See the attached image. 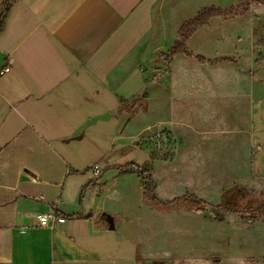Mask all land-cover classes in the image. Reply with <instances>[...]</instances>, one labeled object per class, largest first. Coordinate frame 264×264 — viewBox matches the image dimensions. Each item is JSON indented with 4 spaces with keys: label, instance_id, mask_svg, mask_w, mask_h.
Returning <instances> with one entry per match:
<instances>
[{
    "label": "crops",
    "instance_id": "0c3cea01",
    "mask_svg": "<svg viewBox=\"0 0 264 264\" xmlns=\"http://www.w3.org/2000/svg\"><path fill=\"white\" fill-rule=\"evenodd\" d=\"M208 5L214 4L0 0V67L6 56L13 60L0 77V264H165L146 253L147 243L126 210L110 212V185L112 200L120 201L119 186L128 175L110 171L107 151L100 149L110 139V123L123 132L148 112L152 86L170 91L172 103L198 106L187 112L184 127L199 138L200 151L214 145L234 148L223 156L211 153L214 167L204 172L200 162H187L181 154L189 136L163 121L178 145L160 177L167 181L163 195L175 192L176 173L201 184L215 177L219 198L236 183L264 192V82L251 74L257 63L251 57L241 62L216 55L223 44L202 38L207 25L187 40V50L197 43L198 53H192L234 63L209 65L178 55L158 69L163 60L153 61L172 47L181 24ZM151 66L160 71L148 83ZM105 160L95 177L92 167ZM185 193L202 198L189 191L175 197ZM154 194L161 201L175 198ZM51 211L65 222L39 226L37 217Z\"/></svg>",
    "mask_w": 264,
    "mask_h": 264
},
{
    "label": "rangeland",
    "instance_id": "374dc122",
    "mask_svg": "<svg viewBox=\"0 0 264 264\" xmlns=\"http://www.w3.org/2000/svg\"><path fill=\"white\" fill-rule=\"evenodd\" d=\"M198 1L202 0H196ZM240 1L244 0H206L221 8H227ZM2 20L0 19V27ZM201 33L202 38L223 44L218 47L219 51L216 54L218 56H233L241 62L251 57L252 61L257 63L252 68L251 74L254 78L258 77L260 82H264V5L252 6L243 16L214 19ZM209 48L213 49V47ZM233 48L234 52H232ZM189 50L198 53L199 45L192 44ZM162 63L158 69L165 66V61ZM149 70L148 83H151L155 81L156 73L160 70H156L154 66L147 71ZM149 91L151 97L149 109L141 119L132 121L123 132L114 131L113 123H110V139H104V147L100 148L103 152L107 151L106 159H110V171L115 173L119 170L118 166L124 170L131 164L141 168H151L149 173L156 184L155 193L159 198L170 200L184 191H189L205 200L217 202L219 196L216 192L220 191L221 187L215 183V177L201 184L196 178H183L176 173V180L174 179L173 182L178 186L171 189L175 192L168 197L160 192L161 188L164 191L167 190V181L160 177L166 168L172 165L170 162L175 154L173 152L178 147L175 136L166 123L160 125L163 121L173 123L175 129L189 136V140L182 146L181 154L187 162H200L199 167L204 172L214 167V157L211 153L219 151L220 156H223L226 151H232L234 148L217 145L210 147L208 144L210 149L204 147L200 151L201 141L194 137L193 133H187L184 127L187 112L198 106L192 105L193 101L187 100L172 103L170 91L163 92L155 86H152ZM218 105V100L210 105V115L216 110L214 107ZM196 123L195 118L193 124ZM123 137H126L124 143L121 141ZM133 138H135L134 141ZM107 160L100 161V174ZM125 174L128 178H125L119 186L123 192L120 201H113L112 190L115 189L113 185H110V212L122 214L126 210L124 213L133 218L134 228L139 232L140 238L147 243L148 255L154 256L165 264H210L213 261H220L223 264H242L249 259L264 258V216L258 218L257 228L254 229L256 223H250L246 217L231 214L226 215L222 221H217L209 213H195L189 209L168 210L161 213L160 208L143 202L140 190L141 179L137 173ZM245 179L248 181L246 184L249 185L252 179L249 171ZM112 181L110 178V183ZM231 182L233 181H227V184ZM252 229V233L246 231Z\"/></svg>",
    "mask_w": 264,
    "mask_h": 264
},
{
    "label": "trees",
    "instance_id": "16d2710c",
    "mask_svg": "<svg viewBox=\"0 0 264 264\" xmlns=\"http://www.w3.org/2000/svg\"><path fill=\"white\" fill-rule=\"evenodd\" d=\"M7 2V0H5ZM264 5V0H244L228 8H219L214 5H208L197 10L192 18L181 24L178 29L177 37L172 47L166 51H160L153 57L154 62L161 60L169 63L174 57L183 55L192 58L200 63L215 65L217 63L232 62V58L209 60L205 57L194 54L186 48L187 40L200 28L208 25L213 18H231L236 15L246 14L252 6ZM5 11V5L1 7V14ZM145 110V107H141ZM150 159L152 157L150 156ZM114 168V167H113ZM123 173H137L143 184L142 199L146 205L155 208H164L168 210L189 209L195 213H209L217 221L228 215L246 217L250 223H256L258 218L264 216V192H256L251 188L236 183L225 189L216 203L206 201L193 194L185 193L175 197L170 201L159 200L155 192V183L149 174L148 168H141L136 164L122 170Z\"/></svg>",
    "mask_w": 264,
    "mask_h": 264
},
{
    "label": "built area",
    "instance_id": "2783aa9c",
    "mask_svg": "<svg viewBox=\"0 0 264 264\" xmlns=\"http://www.w3.org/2000/svg\"><path fill=\"white\" fill-rule=\"evenodd\" d=\"M12 64H13V60L9 56H6L4 58L2 67H0V77L10 71ZM92 171L95 177L100 175V168L98 165H94L92 167ZM37 220L39 226L42 227L50 226V224H54V223L61 224L65 222V219L57 215L54 211H51L48 214H42L38 216ZM212 264H221V263H212ZM248 264H264V259H262L261 261L252 260Z\"/></svg>",
    "mask_w": 264,
    "mask_h": 264
},
{
    "label": "water",
    "instance_id": "95a60500",
    "mask_svg": "<svg viewBox=\"0 0 264 264\" xmlns=\"http://www.w3.org/2000/svg\"><path fill=\"white\" fill-rule=\"evenodd\" d=\"M106 218H107L106 220H108L110 222V229H112L113 226H112V219H111V217L110 218L106 217Z\"/></svg>",
    "mask_w": 264,
    "mask_h": 264
}]
</instances>
